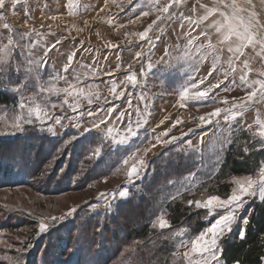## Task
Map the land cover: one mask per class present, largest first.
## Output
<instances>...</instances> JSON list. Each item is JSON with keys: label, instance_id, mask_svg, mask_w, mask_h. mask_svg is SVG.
<instances>
[{"label": "rangeland", "instance_id": "1", "mask_svg": "<svg viewBox=\"0 0 264 264\" xmlns=\"http://www.w3.org/2000/svg\"><path fill=\"white\" fill-rule=\"evenodd\" d=\"M200 1L198 3L197 0H193L191 6L184 5L180 9H176L177 15L183 13L184 17L198 19L202 15ZM257 3L261 10L258 15L264 19V4L261 3V0H257ZM150 5V3H146L145 6L133 9L132 6L122 4L120 0H18L14 8L9 3L6 9L0 10V15L3 17L0 19V46L6 42L5 37L10 34L2 27L4 23H8L14 32L32 33L30 38L26 37L22 41L26 45L29 43L33 45L30 49L31 59H41L45 50L51 48L46 57V67L38 82L30 81L24 77L23 73L21 76L14 75L12 78L13 84L22 78L25 80V86L22 87L23 98H34L35 103L46 108L50 114L49 118L43 124L37 121L33 125H26L28 130L24 133L5 135V131H11L7 125L12 122L15 115L20 113L18 102L22 97L10 89L0 87L3 92H8L16 98L14 107L10 106L8 109L0 107V137L13 139L30 133V130L46 134L55 140L61 139L67 132L75 135L76 138L94 135L104 137V141L110 143L113 148H123L126 151L124 157L126 158L135 153L138 148L147 146L146 138L150 139L171 128L169 136L162 139H169L171 136L179 139L168 145H157L144 157L146 162L150 160L151 163L171 149H179L184 152L188 144L193 142V135H189V131H186L187 128L183 127L184 124L188 123L191 129H198L199 117L206 116L216 107L227 106L222 103L224 98L220 101L221 103H216L218 102L216 101L218 91L210 92L206 99L193 98L197 89L191 88L190 82L193 78L196 82L200 81L202 72L200 68L204 64L209 65L206 67L208 71H211L212 67L211 56L199 64L190 58L195 54L192 52V46L188 44V40L200 33L199 27L195 24L190 27L187 21H184V25H188L186 32L193 33L191 37L188 36L187 43L181 37L185 36V34H181V30H185V27L179 26L180 28L174 29L179 31L175 34L177 46L174 44L176 47L171 49L172 64L164 74L154 68L153 52L150 53L151 56H147L141 66L138 65L137 50L146 42L144 40V42L138 43L139 33L148 29V25L152 24L158 15H161L150 11L152 8ZM145 7L148 8L147 11H143ZM193 7L197 9L195 13L191 11ZM250 9L249 11H254L253 8ZM69 12L72 15H69ZM143 12H149V15L143 16ZM52 16H56L57 19H50ZM133 20L136 22L131 23ZM171 21L172 19L157 21L156 25H153V29L149 31V37L152 39L159 36L160 28L163 25V33L167 32ZM257 30L261 35H264V28H257ZM209 34L212 39L216 40L212 29ZM58 40L60 43H56ZM201 41L206 43L203 36H200L197 43ZM147 42L150 43L149 40ZM54 44L55 47L52 48L51 46ZM251 54L252 59L254 53ZM69 66V72H64L63 69ZM217 71L218 66L215 72ZM128 75L137 77V86L133 87L131 82H126ZM189 76L192 77L191 80ZM57 77L67 78L69 83H76L77 87L85 90L91 88L99 94L100 99H94L91 105L87 101H82L79 111H71L64 101L67 100L71 104L74 102L72 97L63 93H41L39 91L40 85L66 87L65 79H57ZM75 77H79V81L74 79ZM217 78L219 75H208L204 83L207 85L212 81L217 82ZM210 80L212 81L210 82ZM185 81L189 87L191 104L193 103V107H195L194 111L190 112L181 111L169 103L170 92L173 91L174 85L184 84ZM113 83L118 92L125 91L124 97L115 98L111 92ZM201 87L198 85L199 89ZM245 91V88L234 87L221 91L219 94L225 93L231 103L232 98L243 96ZM129 100L131 106H129ZM27 102L25 99V103ZM53 104H56L57 107H51ZM61 107L66 111L62 112ZM88 109H93L99 118L107 120V128L113 129L112 135L117 139L128 136V124H131L137 135L128 136L126 143L122 145L113 143L106 138L105 125H101V130L92 127L93 121L99 123L96 115H81ZM106 109L114 110L110 118ZM120 112H125L123 120L116 119ZM223 115L222 113L219 124L209 131L212 135L203 149L207 147L211 153L223 151L229 143L230 133L236 132L238 129L246 131L253 136V139L260 141V137L256 135L260 128L254 129L253 119L255 117L264 118V103L253 105L235 121L226 122ZM57 116L62 117L65 127L62 128L55 124L54 118ZM142 119H147V123L137 127V122ZM177 121L180 122L176 123ZM75 123H79L80 127H74ZM170 123L172 125L176 123V127H172ZM49 127H54L58 134L53 136L47 130ZM182 133H187V135L182 136ZM153 143H155L154 140ZM59 160L60 157L56 156L46 161L42 178L51 174ZM67 167L69 164H64L61 172L67 170ZM123 168L121 161V166L116 167L120 171L115 169L112 175L107 177L106 183L103 177L78 189L61 194L42 192L38 189V184H10L11 181H14L12 178L0 176V257H10L12 261H18L19 264H139L141 242H114L106 237V232L102 231L101 227H97L93 220V216L106 217L115 204L125 201L118 196L115 199L112 198V194L127 183ZM257 176L258 173L252 177L255 179ZM138 182L140 181L136 183ZM134 187L135 185L129 186L128 198ZM101 192L109 195L99 197ZM205 198H207L205 195H200L197 199ZM254 199H258V196L246 198L245 207L238 212V219L231 232L239 228L241 233L244 232L246 224L243 223V220L247 219L244 213L251 203L256 201ZM72 208H75L76 211L71 216H66L65 214ZM225 211L220 209L212 215L213 223L219 214ZM51 217L57 219L52 221ZM40 220L49 224V229L45 233L39 232ZM119 223L122 225V220L119 219ZM176 231L167 234V238L175 239V253L177 251L182 253L186 249L181 246L180 241L187 242L191 237L187 235L186 231L183 236H176L174 234ZM219 243L221 245V241ZM0 264H9V261L0 259ZM220 264H224L222 259ZM262 264H264V260Z\"/></svg>", "mask_w": 264, "mask_h": 264}, {"label": "snow or ice", "instance_id": "2", "mask_svg": "<svg viewBox=\"0 0 264 264\" xmlns=\"http://www.w3.org/2000/svg\"><path fill=\"white\" fill-rule=\"evenodd\" d=\"M17 2L18 0H0V10L6 9L9 3H11L14 8ZM197 2L199 3V0H197ZM261 3L264 4V0H261ZM180 4L181 0H170V2L160 7L158 11L161 15H158L156 20H154L152 24L148 25V29L139 33L140 39L145 40L147 38L149 41L151 40V37H149V31L153 29V25H156L157 21L176 18L181 21V28L185 26L183 23L184 20H187L189 26L195 24L199 27L205 21H209L210 17H216L207 25V28L213 30L216 36V43L214 44L212 42V36L202 28L196 37H192L188 40V44L192 46V52L195 54L190 58L196 64H199L211 56L212 67L209 72V75H211L212 72L217 70L221 54L226 51L228 54V69H226L223 73L224 78L218 79L217 83L213 87L219 88L221 85H225L227 88L228 85L225 84V81L228 80L231 75L233 78L228 80L230 85L246 89L243 96L232 98L231 103L228 99H223L222 103L227 107H216L212 112L207 113L206 116L199 117L200 126L203 127L205 125L212 124L216 118L221 117L222 113L224 114L223 119L226 122L235 121L238 117H242L243 114L253 105L264 103V79H249V62L247 59H244L243 61L240 60L241 57L245 56V51L247 49L255 51L257 47L259 48V52L256 54L258 56H264V35H261V33L257 30L258 27L264 28V19H262L255 11H249L250 8L255 7L253 0H216V3L211 7L205 4H200V8L203 9V15L199 16L196 20H193L192 17H184L183 13H179V15H177L176 9L179 8ZM170 9H173V11L170 12ZM196 10L197 9L195 7L191 9L194 13ZM69 15H72V13L69 12ZM142 15L148 16L149 12H143ZM2 18V15H0V19ZM50 19L56 20L57 17L52 16ZM135 22V20L131 21V23ZM2 27L8 30L10 34L5 37L6 42L0 46V87L10 89L15 94L22 97L18 102L20 113L15 115L12 118V122L7 125L11 131L4 132L5 135H15L17 133L26 132L28 130L26 125H33L37 121L43 124L45 120L49 118L50 114L41 104L35 103L34 98H23L22 87L25 86V80L22 78L13 84L12 76H21L23 73L24 77H27L30 81L35 80L38 82L41 77V73L46 67V57L51 51V48H47L45 50L41 59L33 60L31 59L30 52L33 45L30 43L27 45L22 43L26 37L30 38L32 33L14 32L8 23H4ZM187 34L191 37L190 31ZM37 35H39V33H37ZM200 36L205 38L206 43L203 41L197 43V41L200 40ZM157 40H159V37H157ZM56 43H60V41L58 40ZM51 47L54 48L55 44ZM140 55L141 52L136 53L137 57ZM237 62H240L243 66L241 69L242 74L239 76V82H237L234 76L236 73ZM69 68L70 66L65 67L63 71L68 73ZM149 68H151V65H149ZM261 75H264V73H261ZM61 78L65 79V83L67 85L66 87L57 88L55 85L50 87L40 85L39 91L41 93H63L66 96L72 97L74 101L73 103L69 104L67 100H65L64 103L67 104L68 108L73 112L79 111L82 101H87V103L91 105L94 102V99H100L99 94L94 92L91 88L85 90L84 88L77 87L76 83H69L67 78L57 77V79ZM74 79L79 81V77H75ZM189 79L191 80L192 77L189 76ZM126 82H131V85L135 87L137 86V77L135 75H128ZM200 83H204L203 78H201ZM190 87L197 89L194 93V99H206L209 96V92L212 90L211 87L202 91L198 90V85L196 83H192ZM111 92L114 94L116 99L125 96V91L118 92L114 83L111 87ZM188 96L189 87H183L179 93L180 101H185ZM25 99H27V103H25ZM128 103L129 106H131L130 100ZM51 107L56 108L57 105L53 104ZM181 107H184L183 103H181ZM61 111L63 112L66 110L61 107ZM105 111L110 118L114 110L106 109ZM148 114L150 115V112ZM81 115H96L98 117V114L93 109H88L86 113H81ZM124 117L125 112H120L116 119L123 120ZM98 119L99 123L93 121L92 127L101 130V125H105L107 137L117 145L126 143L128 136L137 135V132L132 129L131 124H128V136L117 139L112 135L113 129L107 128V120L99 117ZM165 119H167V117H165ZM54 121L55 124L60 125L62 128L65 127L62 123V117L57 116L54 118ZM179 122L180 121H177L176 123ZM146 123L147 119H142L137 122V127ZM176 123H173L172 127H176ZM256 124L260 128V131L256 133V135L260 137L258 150L264 151V121L257 119ZM73 126L77 128L80 127L79 123H75ZM47 130L53 136L58 134L54 127H49ZM153 131L155 132V129H153ZM170 132L171 128L166 131H162L158 135H154L150 139L146 138L147 146L138 148L135 153H132L122 159V164L124 166L123 170L127 183L116 193L112 194L113 199L118 196L120 199L126 200L129 195V186L135 185L137 181H143L147 178L150 165L146 162L144 157H146L147 154L157 145H168L179 139L175 136H171L169 139H162L163 137H168ZM183 135H187V133H182V136ZM71 139L74 140L76 137H72ZM103 139L104 137H101V142H103ZM153 140L155 143H153ZM203 145L204 137L201 136L199 143L197 145L189 143L187 148L184 149L183 154L190 160H194L197 155L203 159ZM253 147H255V145H253ZM177 150L179 151V149ZM102 151L101 147H96L92 156L99 159L102 155ZM141 153H143V155H141ZM201 167H203V165H201ZM116 171H120V169H116ZM198 173L199 169L189 172L187 177L189 185H191L193 179L197 178ZM104 182H107V177H104ZM232 184L234 187L231 188L230 194L227 195V198H221L219 195H209L205 199H189L187 201V205L189 207L194 205L198 210H205V214L208 217H211L220 209H224L226 211L220 213L214 223H211L209 227L201 230L199 234L189 238L187 242L181 240L180 244L186 250L182 253L177 251L172 254L173 264H220L223 249L219 242L227 233L231 232L233 225L238 219V212L243 210L245 207L247 202L246 198L258 196V198L264 202V161L260 162L258 166L257 178L254 179L251 175L243 178H233ZM187 191H192L191 186L188 187ZM108 195V193L101 192L99 197H106ZM177 199H182V195L179 190H177V193L172 196V201H176ZM75 211L76 209L72 208L65 215L71 216ZM56 219V217H51L52 221H55ZM248 222L249 221L247 219L243 220L244 224H247ZM151 227L153 229H159L161 232L168 229L170 227V221L166 219V213L162 211L158 216L154 217ZM38 229L40 233H45L49 229V224L44 220H40ZM185 231L186 230H179L174 234L176 236H183ZM0 259L8 260L9 264H19L18 261H12L10 257H0Z\"/></svg>", "mask_w": 264, "mask_h": 264}, {"label": "trees", "instance_id": "3", "mask_svg": "<svg viewBox=\"0 0 264 264\" xmlns=\"http://www.w3.org/2000/svg\"><path fill=\"white\" fill-rule=\"evenodd\" d=\"M15 103L16 98L0 89V107L8 109ZM74 136L67 132L55 140L30 130L13 139L0 137V176L12 178L10 184H38L42 192L61 194L109 177L121 166L126 154L123 148H113L104 139L101 142L99 136L71 139ZM252 137L238 129L230 133L223 151L211 153L205 147L203 159L197 155L190 160L175 149L160 155L150 163L147 178L135 184L127 200L115 204L104 218L93 216L95 224L114 242H141L139 264H173L176 241L167 238V234L186 230L189 237H194L214 221V217L206 216L205 210L189 207L187 201L200 195L227 198L233 178L258 173L264 151L258 150L259 140ZM96 147L103 150L99 159L92 156ZM56 156L60 157L59 163L50 175L42 178L46 161ZM67 163L69 167L62 173L61 168ZM196 169L198 176L189 185L188 174ZM189 186L191 192L187 191ZM177 190L182 199L172 201ZM162 211L170 221V227L163 232L151 227L153 218ZM244 216L249 221L244 232L235 229L221 240L224 264H262L264 260V202L253 201Z\"/></svg>", "mask_w": 264, "mask_h": 264}, {"label": "crops", "instance_id": "4", "mask_svg": "<svg viewBox=\"0 0 264 264\" xmlns=\"http://www.w3.org/2000/svg\"><path fill=\"white\" fill-rule=\"evenodd\" d=\"M110 1V0H108ZM120 2L122 4H125L126 6H132L133 9L135 8H139L141 6H145L146 3H150L152 6V8L150 9V11H154L155 13H159L161 14L158 9L162 6H164L165 4H167L168 2H170V0H132V3H131V0H120ZM201 4H205L209 7L213 6L215 3H216V0H201L200 1ZM193 3V0H181V4L179 5V8L180 7H183L184 5L185 6H191ZM253 4L255 5V7L253 8L254 11L258 14L259 13V10H260V5H258L257 3V0H254L253 1ZM148 8H144L143 11H147ZM171 10V9H170ZM251 10V9H249ZM201 11H202V15H203V9L201 8ZM261 11V10H260ZM216 17H210L209 18V21H205L203 24H201L199 26V30L201 31V29H205L208 33L210 32V28H207V25L211 22L212 19H215ZM156 20V18H155ZM170 21V20H169ZM184 21H187V20H184ZM183 21V23H184ZM181 24V21L179 19H176V18H173L169 27H168V31L163 33V30H164V25L161 26L160 28V32H159V40H157V37L155 38H152L150 40V43L147 42V38L145 39L146 42H144V40H141L140 38L138 39V43H142L144 42V45L139 47L137 52H141V55L139 57H137V60H138V65L140 64V66L143 64V62L146 61V58L148 55H150V53H152V55L154 54V59H155V65H154V68L155 69H158L160 72H162L163 74L165 73V71L167 69H169V65L172 64V58H171V54H172V51L171 49L173 47H176L177 46V42H175V34H177V30H174V29H177V28H180ZM193 26V25H191ZM190 26V27H191ZM185 30H181V34L185 36H181L183 41L185 43H187V38H188V34H187V29H188V25L185 24ZM259 28V27H258ZM179 30V29H178ZM179 34V33H178ZM193 34V33H191ZM202 38V37H201ZM186 39V40H185ZM213 43L215 44L216 43V40L212 39ZM174 44L176 46H174ZM192 48V47H191ZM192 50V49H191ZM259 52V48L257 47V49L254 51L252 49H247L245 51V56L244 57H241L240 60L243 61L244 59H247L248 62H249V67H250V75H249V79H264V75H261V73H264V56H258L256 53ZM167 53V54H165ZM251 53H254V55L252 56V59H251ZM151 56V55H150ZM227 59H228V54L226 53V51L224 53L221 54V58H220V63L217 65L218 66V71L217 72H212V74H215V75H219V78H224L223 77V73L226 69H228V64H227ZM142 63V64H141ZM208 63V62H207ZM206 67H209L208 64H204L200 69L202 70L201 72V78H203V80H205V78L209 75V72L208 70H206ZM242 64L240 62H237L236 63V73L234 74L235 76V79L237 80V82H239V76L242 74L241 73V69H242ZM201 78L199 80H201ZM233 78V76H229V79L228 80H231ZM228 80L225 81V84L228 85V87L226 88L225 85H221L220 88H213V86L217 83V82H213L212 80H210L211 83L207 84L206 83H200L199 82H196L195 79L193 78V80L190 82V84H192L193 82L194 83H197V85H200L202 86L200 89L198 88V90H205L206 88H209L211 87L212 90L210 92H213V91H218L217 93V96H216V103H221L220 101L222 100V98L224 99H230L229 97H227L225 95V93H221L219 94V92H223L224 90H229V89H233L234 87L232 85H230L228 83ZM189 84V85H190ZM183 87H188V84L187 82L185 81L184 84H175L174 85V88H173V91L170 92L171 95H170V99H169V103L170 104H173L172 106L173 107H176V108H179L181 111H185V112H190V111H194V108L193 107V103L191 104V100H190V97L188 96V98L181 102L180 99H179V93L180 91L182 90ZM244 89V88H243ZM209 92V93H210ZM181 103L184 104V107H181ZM257 119H260L261 121H264V118H254L253 119V126H254V129L255 128H258L259 126L256 124V120ZM221 121V118L218 117L214 120V122L212 124H208V125H205V126H200V121H199V128L198 129H191L189 124L188 123H185L184 124V128H187L186 131H189V135H193V142L191 143L192 145H197L200 141V137L203 136L204 137V145H207V143L209 142V139L211 138V133H209L210 130H213L217 124H219V122ZM172 125V123H170ZM226 126V124H225ZM189 127V128H188ZM108 140H111L110 138L106 137ZM159 154V153H157ZM148 163H150V160H148ZM256 201H261L259 198L258 199H254Z\"/></svg>", "mask_w": 264, "mask_h": 264}]
</instances>
